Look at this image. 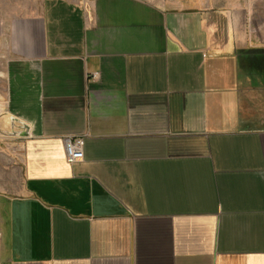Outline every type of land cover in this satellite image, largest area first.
<instances>
[{"label":"crops","instance_id":"obj_1","mask_svg":"<svg viewBox=\"0 0 264 264\" xmlns=\"http://www.w3.org/2000/svg\"><path fill=\"white\" fill-rule=\"evenodd\" d=\"M249 9L263 40L264 0H0V264H264Z\"/></svg>","mask_w":264,"mask_h":264},{"label":"rangeland","instance_id":"obj_2","mask_svg":"<svg viewBox=\"0 0 264 264\" xmlns=\"http://www.w3.org/2000/svg\"><path fill=\"white\" fill-rule=\"evenodd\" d=\"M250 1V0H249ZM251 8L250 2L244 5ZM234 10L236 9L235 5L231 6ZM233 10H229V19L225 20L228 22L231 18L233 31L236 36H240L239 47H242L241 54L243 57V61L247 63L250 72H264V39L262 40L260 36H256L253 34V22L251 21V9L245 13V20L236 21V12H232ZM247 11V10H246ZM240 24V26H239ZM3 59L0 57V153H12V150L7 148L5 141H8L14 137H12L11 132H9V127L6 123H9L8 120L5 119L4 113L7 109V102L5 97V88H4V78H3ZM6 121V123H5Z\"/></svg>","mask_w":264,"mask_h":264},{"label":"built area","instance_id":"obj_3","mask_svg":"<svg viewBox=\"0 0 264 264\" xmlns=\"http://www.w3.org/2000/svg\"><path fill=\"white\" fill-rule=\"evenodd\" d=\"M95 78V75L92 76ZM65 146V159L68 164L72 165L83 160L84 139L81 137H65L63 139Z\"/></svg>","mask_w":264,"mask_h":264},{"label":"water","instance_id":"obj_4","mask_svg":"<svg viewBox=\"0 0 264 264\" xmlns=\"http://www.w3.org/2000/svg\"><path fill=\"white\" fill-rule=\"evenodd\" d=\"M18 122L21 126V131L20 132H16L15 134L16 135H19V136H23V137H27L29 135V131H28V128L25 124H22L19 120H17L16 118L13 119V126L15 125V123Z\"/></svg>","mask_w":264,"mask_h":264}]
</instances>
